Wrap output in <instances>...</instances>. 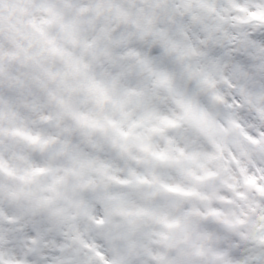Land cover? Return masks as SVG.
<instances>
[{"label":"snow or ice","instance_id":"snow-or-ice-1","mask_svg":"<svg viewBox=\"0 0 264 264\" xmlns=\"http://www.w3.org/2000/svg\"><path fill=\"white\" fill-rule=\"evenodd\" d=\"M0 264H264V0H0Z\"/></svg>","mask_w":264,"mask_h":264}]
</instances>
